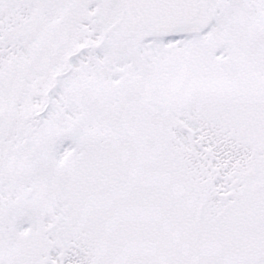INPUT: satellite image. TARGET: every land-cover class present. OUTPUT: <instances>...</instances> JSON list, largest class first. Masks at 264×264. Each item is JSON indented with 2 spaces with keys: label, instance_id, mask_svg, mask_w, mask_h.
Segmentation results:
<instances>
[{
  "label": "snow or ice",
  "instance_id": "obj_1",
  "mask_svg": "<svg viewBox=\"0 0 264 264\" xmlns=\"http://www.w3.org/2000/svg\"><path fill=\"white\" fill-rule=\"evenodd\" d=\"M0 264H264V0H0Z\"/></svg>",
  "mask_w": 264,
  "mask_h": 264
}]
</instances>
